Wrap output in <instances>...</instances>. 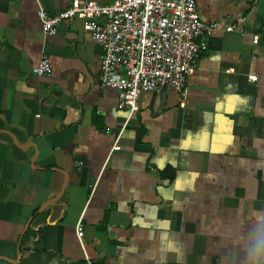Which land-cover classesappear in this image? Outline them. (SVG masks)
I'll return each instance as SVG.
<instances>
[{"label": "crops", "instance_id": "crops-1", "mask_svg": "<svg viewBox=\"0 0 264 264\" xmlns=\"http://www.w3.org/2000/svg\"><path fill=\"white\" fill-rule=\"evenodd\" d=\"M70 1L0 0V264H264V0H195L184 98L132 114L80 19L42 33Z\"/></svg>", "mask_w": 264, "mask_h": 264}, {"label": "built area", "instance_id": "built-area-1", "mask_svg": "<svg viewBox=\"0 0 264 264\" xmlns=\"http://www.w3.org/2000/svg\"><path fill=\"white\" fill-rule=\"evenodd\" d=\"M36 15L48 36L63 20L82 21L83 30L103 49L97 83L115 89L117 107L128 114L137 111L143 92L171 88L182 100L187 79L206 50V36L218 27L201 20L195 0H112L107 5L71 0L54 14L39 7ZM234 30L245 32L235 24L225 28ZM32 72L37 76L51 72L46 55Z\"/></svg>", "mask_w": 264, "mask_h": 264}, {"label": "water", "instance_id": "water-1", "mask_svg": "<svg viewBox=\"0 0 264 264\" xmlns=\"http://www.w3.org/2000/svg\"><path fill=\"white\" fill-rule=\"evenodd\" d=\"M3 259V258H2Z\"/></svg>", "mask_w": 264, "mask_h": 264}]
</instances>
